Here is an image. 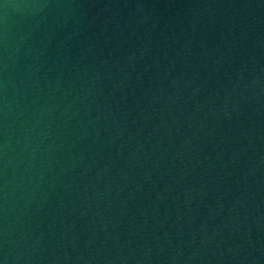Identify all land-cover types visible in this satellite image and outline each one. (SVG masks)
<instances>
[{
    "label": "water",
    "instance_id": "obj_1",
    "mask_svg": "<svg viewBox=\"0 0 264 264\" xmlns=\"http://www.w3.org/2000/svg\"><path fill=\"white\" fill-rule=\"evenodd\" d=\"M0 264H264V0H0Z\"/></svg>",
    "mask_w": 264,
    "mask_h": 264
}]
</instances>
